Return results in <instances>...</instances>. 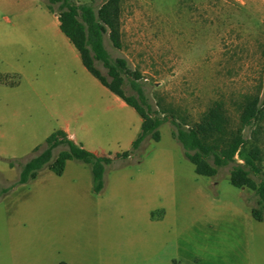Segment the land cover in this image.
Instances as JSON below:
<instances>
[{"label": "rangeland", "instance_id": "374dc122", "mask_svg": "<svg viewBox=\"0 0 264 264\" xmlns=\"http://www.w3.org/2000/svg\"><path fill=\"white\" fill-rule=\"evenodd\" d=\"M47 4L0 0V264H264V224L250 213L257 197L229 182L230 165L197 174L169 121L159 140L146 136L116 157L131 148L140 117L85 69ZM120 22L121 47L107 34L103 44L140 72L152 106L196 121L221 99L235 127L237 102L258 92L263 116L243 135L260 146L264 174V0H120ZM64 126L112 158L99 192L76 159L60 175L44 166L18 183L20 166Z\"/></svg>", "mask_w": 264, "mask_h": 264}, {"label": "trees", "instance_id": "16d2710c", "mask_svg": "<svg viewBox=\"0 0 264 264\" xmlns=\"http://www.w3.org/2000/svg\"><path fill=\"white\" fill-rule=\"evenodd\" d=\"M46 7L53 11L51 4H57L59 30L68 38L79 54L82 65L102 85L132 107L141 118L140 131L131 142V148L116 153L119 159L129 157L141 141L149 136L160 138L158 127L165 121L173 126L172 136L181 144L183 155L200 175L212 176L219 167L230 165L229 182L235 187H247L257 197L260 208L251 207V216L260 222L264 219V174L259 166L262 155L260 146L243 135L245 127L257 122L263 116L262 100L258 92L247 95L237 105L238 124L231 127L226 108L221 101H212L200 114L197 121L189 124L176 116L172 110L155 102L152 106L140 83V72L131 69L125 57H111L103 44V35L114 48L121 47L120 0H104L99 6L78 3L74 0H48ZM100 63L106 70L102 74L96 66ZM127 86L131 93H126ZM64 144L52 158V150ZM68 159H76L89 165L91 189L99 192L103 187L104 165L112 158L95 153L74 143L63 130H56L45 138L44 148L30 157L21 166L18 183L33 179L38 170L46 166L60 174ZM253 176L257 177L256 180ZM56 264H68L59 261Z\"/></svg>", "mask_w": 264, "mask_h": 264}, {"label": "crops", "instance_id": "0c3cea01", "mask_svg": "<svg viewBox=\"0 0 264 264\" xmlns=\"http://www.w3.org/2000/svg\"><path fill=\"white\" fill-rule=\"evenodd\" d=\"M84 3V2H83ZM47 8V7H46ZM48 9V8H47ZM49 10V9H48ZM50 11V10H49ZM51 13H52V15H53V18H54V20L52 21V24L53 25H57L58 26V19H57V15H54V13L52 12V11H50ZM58 29H59V27H58ZM60 31V30H59ZM61 32V31H60ZM62 33V32H61ZM63 34V33H62ZM64 35V34H63ZM65 36V35H64ZM66 37V36H65ZM67 38V37H66ZM68 39V38H67ZM69 41V40H68ZM70 42V41H69ZM71 43V42H70ZM74 47V46H73ZM75 49V48H74ZM76 50V49H75ZM76 52H77V50H76ZM77 54H78V52H77ZM78 57H79V54H78ZM80 59V58H79ZM80 62H81V60H80ZM82 64V63H81ZM86 69V68H85ZM87 70V69H86ZM93 76V75H92ZM94 77V76H93ZM104 86V85H103ZM107 88V87H106ZM108 89V88H107ZM109 90V89H108ZM110 91V90H109ZM111 92V91H110ZM112 93V92H111ZM113 95H115L114 93H112ZM247 95H249V94H245L244 96H243V98H242V100L241 101H239V102H237V105L240 103V102H242L243 100H244V98L247 96ZM115 97L119 100V103L123 106V105H127L123 100H121L118 96H116L115 95ZM215 100H218V101H221L222 102V104L224 105V107H225V104H224V102H223V100H221V99H214V100H212V101H215ZM211 101V102H212ZM157 102H159L162 106H164V107H166L167 109H169V110H172V112L176 115V116H178V117H180V118H183L184 120H186L189 124H191V123H193V122H195V121H190V120H188L187 119V114L186 113H182V112H179L175 107H173V106H170V105H168V104H163L162 102H160L159 100L157 101ZM210 102V103H211ZM209 103V104H210ZM208 104V105H209ZM207 105V106H208ZM206 106V107H207ZM205 107V108H206ZM226 108V107H225ZM203 111V110H202ZM201 111V112H202ZM201 112H200V114H201ZM200 116V115H199ZM197 121V120H196ZM140 123H141V118H140ZM60 130H63L65 133H66V135H67V137H68V135H70L72 138H73V142L74 143H76V144H78V145H80V146H82V144L81 143H79V142H77V140H76V137L74 136V134L68 129V127L67 126H64V127H62V128H60ZM137 136V135H136ZM133 141V140H132ZM131 141V142H132ZM83 147V146H82ZM84 148V147H83ZM86 149V148H85ZM92 152V151H91ZM122 152V151H121ZM93 153H95V152H93ZM96 155H102V156H109V155H105V154H97V153H95ZM54 173V172H53ZM62 173V172H61ZM60 173V174H61ZM56 174V173H55ZM60 174H56V175H60ZM37 175V174H36ZM36 177V176H35ZM34 177V178H35ZM33 178V179H34ZM65 262V261H64ZM67 263V262H66ZM56 264V263H55ZM68 264H70V263H68Z\"/></svg>", "mask_w": 264, "mask_h": 264}]
</instances>
